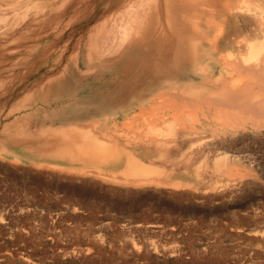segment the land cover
<instances>
[{"label":"rangeland","instance_id":"374dc122","mask_svg":"<svg viewBox=\"0 0 264 264\" xmlns=\"http://www.w3.org/2000/svg\"><path fill=\"white\" fill-rule=\"evenodd\" d=\"M66 1H24V26L0 34V264H264V130L224 133L220 122L193 129L200 110L185 107L184 123L175 120L168 95L156 112L165 118L126 125L127 106L83 111L75 90L59 97L34 89L36 67L50 68L91 18L63 29L74 9ZM154 121L161 129L173 121L182 134L164 136L178 143L167 159L156 149L142 158L150 169L138 182L124 173V147ZM76 126L121 151V165L71 157L64 146Z\"/></svg>","mask_w":264,"mask_h":264},{"label":"bare ground","instance_id":"6f19581e","mask_svg":"<svg viewBox=\"0 0 264 264\" xmlns=\"http://www.w3.org/2000/svg\"><path fill=\"white\" fill-rule=\"evenodd\" d=\"M24 1L28 0H0V34L7 28L24 26V18L19 16ZM69 4L74 9H67L71 12L68 16L73 18L67 23L60 21V25L65 29L87 14L91 18L78 23L81 31H86L77 42L65 45L50 68L36 67L39 77L34 89L58 93L59 97L75 90L74 97L83 111L127 106L130 112L123 122L126 125L143 122L144 126L149 117L165 118L160 114L161 106L176 97L171 108L163 107L173 111L175 120H181L182 109L194 105L200 111L193 118V129H197L196 124L220 122L224 133L233 127L264 130V0H73ZM181 82L184 85L178 86ZM207 93L210 96L206 97ZM167 95L169 100L165 99ZM120 123L116 122L117 126ZM154 125L155 121L149 130L146 128L148 131L142 128L146 132L141 130L135 141L128 139V146H123L128 151L124 173L135 176L138 182L149 175L146 172L150 166L142 158L156 149L167 159L178 147L176 141L171 144L172 139L182 134L173 121L166 127L161 125L164 129ZM75 129L77 126L68 130L73 137L70 141H66L69 135L63 140L71 157L108 167L121 165V151ZM167 135L174 138L164 139ZM202 143L199 145L207 141ZM196 148L194 154L202 153V147Z\"/></svg>","mask_w":264,"mask_h":264}]
</instances>
